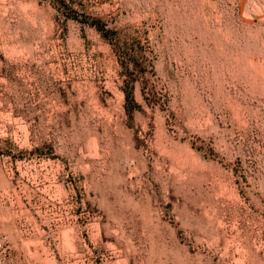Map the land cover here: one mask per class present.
Masks as SVG:
<instances>
[{"label":"rangeland","instance_id":"1","mask_svg":"<svg viewBox=\"0 0 264 264\" xmlns=\"http://www.w3.org/2000/svg\"><path fill=\"white\" fill-rule=\"evenodd\" d=\"M0 264H264V0H0Z\"/></svg>","mask_w":264,"mask_h":264}]
</instances>
